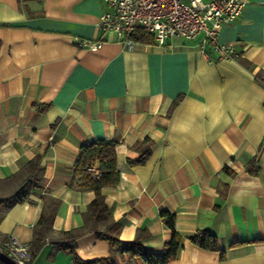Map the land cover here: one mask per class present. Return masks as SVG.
<instances>
[{"label":"crops","instance_id":"obj_1","mask_svg":"<svg viewBox=\"0 0 264 264\" xmlns=\"http://www.w3.org/2000/svg\"><path fill=\"white\" fill-rule=\"evenodd\" d=\"M240 1L241 15L218 37L240 57L220 61L196 41L124 47L97 27L103 0H0V181L37 155L44 169L30 201L0 220V240L29 246L46 198L60 201L50 235L80 228L95 195L76 186L75 162L83 145L106 139L117 143L120 180L102 195L120 241L145 228L143 245L160 253L171 231L159 215L168 212L183 237L168 264H264V0ZM74 38L105 42L91 51ZM145 138L148 161L129 166ZM253 158L257 175L246 172ZM198 231L216 237L223 260L190 243ZM74 253L80 261L45 242L32 264L100 261L109 244L85 234Z\"/></svg>","mask_w":264,"mask_h":264},{"label":"trees","instance_id":"obj_2","mask_svg":"<svg viewBox=\"0 0 264 264\" xmlns=\"http://www.w3.org/2000/svg\"><path fill=\"white\" fill-rule=\"evenodd\" d=\"M137 43L152 44L153 38L143 31L135 35ZM116 141L98 139L88 145H83L75 162L76 186L81 190L94 192V199L87 206L82 215L83 225L69 231H61L57 235H50L52 222L60 206V201L53 198L44 199L40 217L33 227L32 240L28 249L33 258L45 242H50L56 248L70 251L74 260L80 261L74 253L75 241L82 235L94 234L98 239L107 241L110 255L100 261H91L84 264H117L116 256L126 255L129 258L139 257L144 264H168L175 260L182 249L183 237L175 230V216L168 212H161L159 217L164 225L171 231L169 240L164 244L160 253H153L143 245V240L148 236L145 228L138 229L132 241L119 240L120 226L113 220L111 211L105 203L102 189L118 184L120 174L116 165ZM153 142L145 138L135 145L139 156L136 160H127L129 166L144 165L151 153ZM42 156L37 155L20 170L5 181H0V207L5 213L14 205L30 201L33 192L40 189L43 176ZM96 166L100 171L99 177H92L87 171L89 167ZM224 172L233 177L235 172L224 167ZM246 172L250 175L259 173L256 158L246 164ZM191 244L203 250L218 252L220 259L224 253L219 250L216 237L209 231H198L188 238Z\"/></svg>","mask_w":264,"mask_h":264},{"label":"built area","instance_id":"obj_3","mask_svg":"<svg viewBox=\"0 0 264 264\" xmlns=\"http://www.w3.org/2000/svg\"><path fill=\"white\" fill-rule=\"evenodd\" d=\"M105 11L97 27L102 35L113 33L117 42L131 49L137 42L135 35L143 31L153 38V43L172 49L169 40L196 41L202 55L208 56L210 46L217 60L236 61L240 55L233 44H220L218 37L224 25L235 21L242 13L240 0H103ZM81 49L96 51L105 42L74 38ZM92 177H99L96 166L87 169ZM0 252L16 264H32L33 256L28 247L14 235L0 240Z\"/></svg>","mask_w":264,"mask_h":264},{"label":"water","instance_id":"obj_4","mask_svg":"<svg viewBox=\"0 0 264 264\" xmlns=\"http://www.w3.org/2000/svg\"><path fill=\"white\" fill-rule=\"evenodd\" d=\"M0 264H16V263L8 256L0 252Z\"/></svg>","mask_w":264,"mask_h":264}]
</instances>
